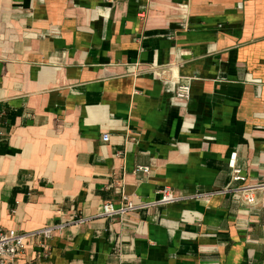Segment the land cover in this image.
Masks as SVG:
<instances>
[{"label": "crops", "instance_id": "obj_1", "mask_svg": "<svg viewBox=\"0 0 264 264\" xmlns=\"http://www.w3.org/2000/svg\"><path fill=\"white\" fill-rule=\"evenodd\" d=\"M233 154L264 182V0H0V225L89 218L24 264H264V188L217 193Z\"/></svg>", "mask_w": 264, "mask_h": 264}, {"label": "built area", "instance_id": "obj_2", "mask_svg": "<svg viewBox=\"0 0 264 264\" xmlns=\"http://www.w3.org/2000/svg\"><path fill=\"white\" fill-rule=\"evenodd\" d=\"M175 88V96L178 99H188L191 92V87L188 82H179L176 84ZM102 138L104 141L109 139L107 134L102 135ZM228 166L231 168V183L217 193L234 194L247 204H255L257 201L256 192L264 188V182H249L242 168L235 165V154L230 157ZM148 171L149 168L146 165H137L134 167V173H147ZM182 198L184 197L176 194L174 195L169 186H164L159 189L156 199L141 204L134 203L124 195L122 196L123 202L119 206H115L112 202H105L102 205V210L99 215L105 217L118 216L121 218L130 211L148 206L174 203ZM88 219L89 218L79 215V217H73L68 221H64V223L49 224L48 226L27 232L17 229H7L0 225V264H24L21 257L26 252L25 249L28 244L36 246V258H46L49 254L48 241L55 232L61 231L67 225H78L86 222Z\"/></svg>", "mask_w": 264, "mask_h": 264}]
</instances>
